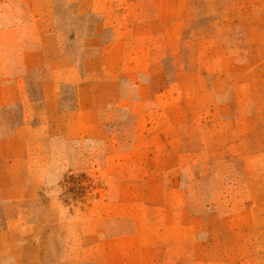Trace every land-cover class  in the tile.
Masks as SVG:
<instances>
[{"label": "rangeland", "instance_id": "374dc122", "mask_svg": "<svg viewBox=\"0 0 264 264\" xmlns=\"http://www.w3.org/2000/svg\"><path fill=\"white\" fill-rule=\"evenodd\" d=\"M15 4L47 64L3 19L0 264H264V0Z\"/></svg>", "mask_w": 264, "mask_h": 264}, {"label": "crops", "instance_id": "0c3cea01", "mask_svg": "<svg viewBox=\"0 0 264 264\" xmlns=\"http://www.w3.org/2000/svg\"><path fill=\"white\" fill-rule=\"evenodd\" d=\"M17 1L26 2L27 0H0V24H3V19L8 18L12 23L9 25H3L1 31L10 32L11 30L22 31L23 39L19 44L21 49V65L25 67H34L36 65L47 64V52L44 47V34H41L43 29L40 27V13L39 11H33L25 8L22 13H14L16 7H14ZM29 12V14H28ZM28 33V34H26ZM2 45L7 47L8 41H2ZM61 56V55H60ZM58 58V55H57ZM7 71L4 72V76L0 75V80H7ZM57 76L52 77V81H56ZM50 81V80H48ZM54 82L52 85H55ZM47 84V83H46ZM45 97H51L54 91L46 89L43 91Z\"/></svg>", "mask_w": 264, "mask_h": 264}]
</instances>
